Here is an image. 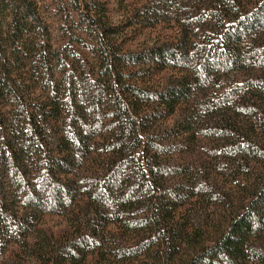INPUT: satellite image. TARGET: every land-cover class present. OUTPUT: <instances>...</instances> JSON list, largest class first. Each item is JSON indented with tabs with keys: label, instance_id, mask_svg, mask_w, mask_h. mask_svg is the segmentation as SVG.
<instances>
[{
	"label": "trees",
	"instance_id": "obj_1",
	"mask_svg": "<svg viewBox=\"0 0 264 264\" xmlns=\"http://www.w3.org/2000/svg\"><path fill=\"white\" fill-rule=\"evenodd\" d=\"M0 264H264V0H0Z\"/></svg>",
	"mask_w": 264,
	"mask_h": 264
}]
</instances>
